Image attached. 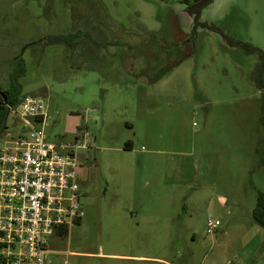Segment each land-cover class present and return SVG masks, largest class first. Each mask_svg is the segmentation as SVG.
Masks as SVG:
<instances>
[{
	"label": "rangeland",
	"instance_id": "rangeland-1",
	"mask_svg": "<svg viewBox=\"0 0 264 264\" xmlns=\"http://www.w3.org/2000/svg\"><path fill=\"white\" fill-rule=\"evenodd\" d=\"M178 1L0 0V90L43 98L50 140L92 136L80 157L85 215L52 240L59 253L46 264H264L253 216L264 192L257 56L215 45L188 58L170 9ZM237 3L247 22L233 37L264 50V0ZM101 20L126 64L85 52L81 38L47 41L97 43ZM183 57L172 69L169 58ZM157 72L168 74L154 82ZM3 124L0 149L21 127L9 112ZM209 220L220 221L212 233Z\"/></svg>",
	"mask_w": 264,
	"mask_h": 264
},
{
	"label": "built area",
	"instance_id": "built-area-1",
	"mask_svg": "<svg viewBox=\"0 0 264 264\" xmlns=\"http://www.w3.org/2000/svg\"><path fill=\"white\" fill-rule=\"evenodd\" d=\"M4 104L21 127L5 134L0 149V264H46L59 253L52 240L69 234L85 215L80 157L92 136L84 129L72 140H50L40 96ZM219 225L209 220L207 231Z\"/></svg>",
	"mask_w": 264,
	"mask_h": 264
},
{
	"label": "flooded vegetation",
	"instance_id": "flooded-vegetation-1",
	"mask_svg": "<svg viewBox=\"0 0 264 264\" xmlns=\"http://www.w3.org/2000/svg\"><path fill=\"white\" fill-rule=\"evenodd\" d=\"M214 0H180L173 4L170 9L173 11V14L177 20V24L182 32L183 40L177 46L179 51H185L188 58L197 59L198 55L208 51L211 52L215 49V45L218 46L216 52L226 53L227 49L235 50L241 48L246 54L256 55L257 61L254 63L253 71L255 78L252 80L256 88L261 93V118L260 122L262 124V118L264 117V50L258 47L257 45L247 42L239 37H233L238 35L235 33L236 30H243L246 24L243 23L246 17L243 15L242 11L236 9L230 16H225L219 20L211 18L209 13ZM101 24V25H100ZM108 23L106 21H99L93 36L96 37V42L90 43L87 41L85 35L79 36L77 33H70L69 35L57 36L49 35L47 37L48 42H60L67 44L70 48L74 47L77 44L79 38L84 44V51L90 52L93 55L98 54L101 58L108 56L116 55L118 61L123 64L127 60L120 55L122 43L116 39L115 36L108 34L107 30ZM86 28V27H82ZM89 31V30H87ZM104 31V32H103ZM86 32V31H85ZM91 32V31H89ZM241 35V33H239ZM45 39V38H44ZM219 40V41H218ZM80 42V43H81ZM103 43L100 45L99 43ZM219 42V43H218ZM226 44H224V43ZM227 42L232 45L234 48L227 47ZM226 49V50H225ZM101 51V52H99ZM177 57V56H176ZM135 60V59H134ZM173 60L171 68L174 69L182 64L184 57L182 59L169 58ZM125 64L123 65L125 67ZM134 63L130 64V71H134ZM144 74L143 71L140 72ZM166 74L157 72L154 74L152 81L157 82L161 80ZM264 127V126H263ZM86 175L83 172L81 174V190L85 188Z\"/></svg>",
	"mask_w": 264,
	"mask_h": 264
},
{
	"label": "trees",
	"instance_id": "trees-1",
	"mask_svg": "<svg viewBox=\"0 0 264 264\" xmlns=\"http://www.w3.org/2000/svg\"><path fill=\"white\" fill-rule=\"evenodd\" d=\"M15 80V79H14ZM20 97V95L18 94H13L9 91H2L0 90V110H2L4 113L2 115V119L0 120V125L4 127L3 122L5 121L6 115L8 113V110L4 104L5 101L7 102H11V103H16L18 101V98ZM262 124L264 126V117L262 118ZM3 127H1V132L2 133V129ZM131 141L127 142V144L125 145V148L128 149L130 148L131 145ZM261 164H264V157L261 160ZM258 207L255 208L254 210V217L255 219H259L261 221L264 222V192H259L258 194ZM67 234H63V236H66Z\"/></svg>",
	"mask_w": 264,
	"mask_h": 264
},
{
	"label": "water",
	"instance_id": "water-1",
	"mask_svg": "<svg viewBox=\"0 0 264 264\" xmlns=\"http://www.w3.org/2000/svg\"><path fill=\"white\" fill-rule=\"evenodd\" d=\"M209 0H205V2H208ZM212 8L216 11H220V18H224L225 16H230V14H232V12H234L236 9H238V3L237 0H214L212 2ZM226 44V43H224ZM227 47L229 48H234L232 45H230L227 42ZM253 216L254 215V211H253ZM258 223H260L263 227H264V222L257 219L256 220Z\"/></svg>",
	"mask_w": 264,
	"mask_h": 264
},
{
	"label": "crops",
	"instance_id": "crops-1",
	"mask_svg": "<svg viewBox=\"0 0 264 264\" xmlns=\"http://www.w3.org/2000/svg\"><path fill=\"white\" fill-rule=\"evenodd\" d=\"M134 148V144L133 143H131V145H130V148H128V149H130V150H132ZM124 150H126V148L124 147ZM83 167V166H82ZM83 168H81V170H82ZM224 201H226V199H223Z\"/></svg>",
	"mask_w": 264,
	"mask_h": 264
}]
</instances>
